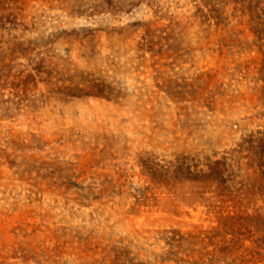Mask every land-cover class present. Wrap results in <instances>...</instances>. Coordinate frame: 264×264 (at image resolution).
I'll use <instances>...</instances> for the list:
<instances>
[{"label": "rangeland", "instance_id": "obj_1", "mask_svg": "<svg viewBox=\"0 0 264 264\" xmlns=\"http://www.w3.org/2000/svg\"><path fill=\"white\" fill-rule=\"evenodd\" d=\"M0 264H264V0H0Z\"/></svg>", "mask_w": 264, "mask_h": 264}]
</instances>
